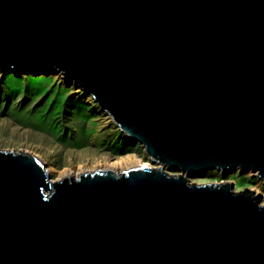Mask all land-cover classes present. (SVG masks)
<instances>
[{
  "label": "water",
  "instance_id": "water-1",
  "mask_svg": "<svg viewBox=\"0 0 264 264\" xmlns=\"http://www.w3.org/2000/svg\"><path fill=\"white\" fill-rule=\"evenodd\" d=\"M5 66L61 71L161 166L0 150V264H264L259 193L187 178L264 182V0H0Z\"/></svg>",
  "mask_w": 264,
  "mask_h": 264
},
{
  "label": "rangeland",
  "instance_id": "rangeland-1",
  "mask_svg": "<svg viewBox=\"0 0 264 264\" xmlns=\"http://www.w3.org/2000/svg\"><path fill=\"white\" fill-rule=\"evenodd\" d=\"M13 67H0V150L37 156L51 179L60 170L79 175L102 169L95 168L99 160L126 154H134L147 165L161 166L119 129L90 94L68 83L61 71ZM187 178L195 183L228 181L234 190L254 188L264 204V182L251 171L207 169Z\"/></svg>",
  "mask_w": 264,
  "mask_h": 264
},
{
  "label": "bare ground",
  "instance_id": "bare-ground-1",
  "mask_svg": "<svg viewBox=\"0 0 264 264\" xmlns=\"http://www.w3.org/2000/svg\"><path fill=\"white\" fill-rule=\"evenodd\" d=\"M137 165H147L146 163H142L134 154H126L119 157L111 158V159H105V160H99L95 164V168L101 167L102 170L104 169H111L116 172H121L123 170H127L128 168L137 166ZM78 172H69L60 170L58 172L57 178L52 179L53 181L60 179L61 176L71 175V176H77ZM250 190L257 194V190L254 188H250Z\"/></svg>",
  "mask_w": 264,
  "mask_h": 264
}]
</instances>
